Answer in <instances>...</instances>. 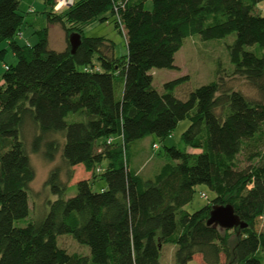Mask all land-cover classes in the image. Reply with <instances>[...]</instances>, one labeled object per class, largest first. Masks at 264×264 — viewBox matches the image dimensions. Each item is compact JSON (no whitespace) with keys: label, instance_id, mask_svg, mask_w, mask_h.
Wrapping results in <instances>:
<instances>
[{"label":"trees","instance_id":"16d2710c","mask_svg":"<svg viewBox=\"0 0 264 264\" xmlns=\"http://www.w3.org/2000/svg\"><path fill=\"white\" fill-rule=\"evenodd\" d=\"M145 1L74 0L53 10L55 0H43L46 25L34 30L30 44L15 39L26 21L19 0H0V43L16 58L0 75V264H161L165 243L174 245L173 264H187L196 254L203 264H218L221 256L225 264L264 262V151L250 150L247 164L237 162L247 142L264 134V0H150V9ZM106 14L125 37L121 56L110 40L83 34V25ZM51 23L64 33L60 51L48 47ZM72 32L80 35L74 53ZM232 32L229 75L244 79L258 98L227 88L219 74L185 99L173 92L187 75L163 82L160 91L153 87L150 71L173 68L186 36ZM5 52L0 48V59ZM184 118L189 124L181 140L189 149L167 147L171 161L149 179L129 168L132 141L169 136ZM28 119L38 128L31 151L41 150L47 161L59 153L60 164L44 181L57 197L43 218L18 225L28 214L33 219L28 192L34 168L22 132ZM49 133L61 141L43 142ZM75 166L90 176L75 181V193L66 196ZM97 175L106 184L93 191ZM202 183L214 197L186 211ZM219 204H230L245 226L206 224ZM61 234L87 245L89 255L68 253L56 241Z\"/></svg>","mask_w":264,"mask_h":264},{"label":"rangeland","instance_id":"374dc122","mask_svg":"<svg viewBox=\"0 0 264 264\" xmlns=\"http://www.w3.org/2000/svg\"><path fill=\"white\" fill-rule=\"evenodd\" d=\"M33 10L28 12L27 8ZM146 9L151 8V1L146 0L144 3ZM45 5L42 0H19V10L26 18L23 23L21 36H16L15 39L18 43L33 44L37 37L34 30L46 25L45 13L43 10ZM104 21L93 20L82 26V31L85 36H102L113 43V52L115 56H121L126 52L125 37L119 27H115L113 17L109 14ZM36 20V25L27 24V20ZM234 39V33L227 34L221 38L201 39L198 34H191L182 40L180 48L174 53L173 68H153L150 72L152 74V85L160 91L162 90L163 82L174 79L183 75H187V79L180 82L174 88V96L179 99H185L189 91L194 88L205 84L216 76L222 75L226 79V86L231 90H237L245 93L249 98L256 99L258 94L244 79L239 77H231L229 73L232 70V64L229 60L227 45ZM6 48L3 59H0V75L4 71V65L14 64L16 61L15 56L11 50L7 48L5 42L0 43V48ZM48 47L56 51L64 49L63 31L58 24H54L50 29ZM246 50H253L254 46H245ZM96 62V59L93 60ZM189 120L184 118L177 122L169 136L160 138L154 134L147 135L144 138L132 141L129 145L130 161L129 168L138 170L144 179L152 178L157 172L159 167L171 161L166 152V148L174 146L180 150L189 149L182 140L181 133L188 126ZM24 141L26 148L30 153V162L34 168V178L29 183L28 202L30 207L31 217L29 214L24 218L16 221L18 225H24L28 221H37L43 218L49 206V202L54 200L57 196L52 194L49 187L44 185L49 170L56 164H60V156L57 153L54 160L47 161L42 157L41 150L39 152H32L30 143L31 139L38 132L37 126L31 121H24L22 126ZM56 138L61 141V136L57 133H49L43 136L45 139ZM42 142L41 149L44 147ZM155 144V146L153 145ZM264 151V134L260 140L247 142L246 146L237 155V162L240 166L247 164V154L250 150ZM103 167V164L100 165ZM64 179L65 173H62ZM90 176L84 173L80 166L74 169L73 178L70 180L66 196H71L75 193L74 183L80 178ZM105 180L98 175L93 181L90 182V187L93 191H99L100 187L105 186ZM28 191V190H27ZM204 193L206 198L201 194ZM214 197V192L208 188L206 184H198L194 187V193L190 202L183 206L188 212H193L198 208L205 205ZM41 214V215H40ZM36 217L34 218V216ZM40 215V216H39ZM56 241L58 245L65 248L68 253L78 252L81 254L89 255L87 245L81 244L72 238L70 234L57 235ZM173 251L174 245L165 243L162 246L160 254L161 264H173ZM187 264H203L200 256L196 254ZM225 264L223 256H221L220 263ZM262 264H264L262 260Z\"/></svg>","mask_w":264,"mask_h":264},{"label":"water","instance_id":"95a60500","mask_svg":"<svg viewBox=\"0 0 264 264\" xmlns=\"http://www.w3.org/2000/svg\"><path fill=\"white\" fill-rule=\"evenodd\" d=\"M68 42L70 45V53H74L75 49L79 45L80 35L76 32L70 33L68 36ZM206 224L219 227L220 229H229L235 226H245V223H242L240 219L234 214L233 208L230 204L213 205L209 211Z\"/></svg>","mask_w":264,"mask_h":264},{"label":"built area","instance_id":"2783aa9c","mask_svg":"<svg viewBox=\"0 0 264 264\" xmlns=\"http://www.w3.org/2000/svg\"><path fill=\"white\" fill-rule=\"evenodd\" d=\"M73 2H74V0H55V5L53 6V8H54V10H59L61 8L70 6ZM4 67L6 68V66H4ZM109 140H111V138ZM201 195L203 197H206L204 194H201Z\"/></svg>","mask_w":264,"mask_h":264},{"label":"crops","instance_id":"0c3cea01","mask_svg":"<svg viewBox=\"0 0 264 264\" xmlns=\"http://www.w3.org/2000/svg\"><path fill=\"white\" fill-rule=\"evenodd\" d=\"M42 2H43V0H42ZM54 5H55V3H54ZM54 5H53V6H54ZM29 10H31V11H29ZM53 10H54V8H53ZM27 11H29V12H33V10L30 9L29 7L27 8ZM54 24H55V23H51V24L48 25V40H49L50 29H51V27L54 26ZM61 29H62V28H61ZM62 31H63V30H62ZM63 42H64V46H65L64 33H63ZM75 167H76V166H75ZM75 167H74V169H75ZM80 167L83 169L82 166H80ZM83 170H84V169H83ZM84 173L89 174V172H86L85 170H84ZM85 176H86V175H85ZM88 177H89V176H86V177H83V178L88 179ZM101 187H104V186L102 185ZM101 187H100V188H101Z\"/></svg>","mask_w":264,"mask_h":264}]
</instances>
